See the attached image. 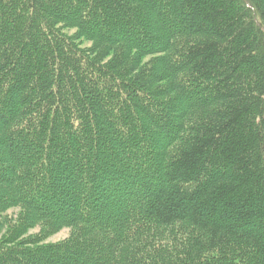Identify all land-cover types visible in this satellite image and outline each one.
<instances>
[{
    "label": "trees",
    "instance_id": "trees-1",
    "mask_svg": "<svg viewBox=\"0 0 264 264\" xmlns=\"http://www.w3.org/2000/svg\"><path fill=\"white\" fill-rule=\"evenodd\" d=\"M0 264H264V0H0Z\"/></svg>",
    "mask_w": 264,
    "mask_h": 264
},
{
    "label": "rangeland",
    "instance_id": "rangeland-1",
    "mask_svg": "<svg viewBox=\"0 0 264 264\" xmlns=\"http://www.w3.org/2000/svg\"><path fill=\"white\" fill-rule=\"evenodd\" d=\"M10 213H12V210L10 211ZM70 234V228H64L61 231H59L58 233L54 234L53 236H51L50 238H48L47 242H58L61 241L65 238H67Z\"/></svg>",
    "mask_w": 264,
    "mask_h": 264
}]
</instances>
